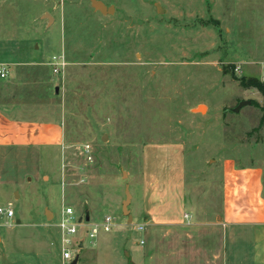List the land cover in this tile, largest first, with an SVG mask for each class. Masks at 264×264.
<instances>
[{
    "label": "rangeland",
    "instance_id": "374dc122",
    "mask_svg": "<svg viewBox=\"0 0 264 264\" xmlns=\"http://www.w3.org/2000/svg\"><path fill=\"white\" fill-rule=\"evenodd\" d=\"M101 1L115 12L0 0V109L62 128L56 150L0 149V206L15 212L0 215V264H62L63 203L116 220L77 264H167L162 250L149 260L153 226H181V241L192 214L221 220L226 163L256 169L264 195V93L241 83L264 75V0ZM238 234L232 264L264 257L251 230Z\"/></svg>",
    "mask_w": 264,
    "mask_h": 264
},
{
    "label": "crops",
    "instance_id": "0c3cea01",
    "mask_svg": "<svg viewBox=\"0 0 264 264\" xmlns=\"http://www.w3.org/2000/svg\"><path fill=\"white\" fill-rule=\"evenodd\" d=\"M49 58L46 59V65H49ZM0 66H5L9 72L5 63L0 62ZM49 67L53 70L52 66ZM61 138L62 128L59 123L19 119L0 109V149L31 150L42 147L56 150ZM224 172V206L221 220L200 225L196 215L192 214L187 222L189 230L185 231L184 235L181 234L182 240L178 241L179 239L175 240V231L181 229V226H176L179 229L167 227L170 222L163 223L164 220L160 219L152 228L154 238L149 245V251L152 252L149 255L150 262L161 260L159 252L162 250L167 264H177L179 260L196 264L236 263L238 232L245 229L251 230L253 241L255 238L257 245L262 243V249L258 250L261 251L260 256L264 255V195L261 175L256 169L236 167L231 162L225 164ZM175 220L182 223L185 221L184 216ZM252 264H264V257H258Z\"/></svg>",
    "mask_w": 264,
    "mask_h": 264
},
{
    "label": "built area",
    "instance_id": "2783aa9c",
    "mask_svg": "<svg viewBox=\"0 0 264 264\" xmlns=\"http://www.w3.org/2000/svg\"><path fill=\"white\" fill-rule=\"evenodd\" d=\"M50 63L55 73H60L65 67L62 56H54ZM8 73L5 66H0L1 78H6ZM261 82L264 84V75L261 77ZM82 154L89 162L93 161L92 150L89 144L83 146ZM0 215L13 219L15 212L11 207L3 208L0 206ZM56 226L60 232L61 262L62 264H71L77 256H75L77 248L85 247L86 241L95 243L101 233L113 231L116 226V220L111 214H105L98 219L89 216L87 220L86 215H79L72 206L63 203ZM139 230H143V227L139 226ZM144 242V240L140 241L141 244Z\"/></svg>",
    "mask_w": 264,
    "mask_h": 264
},
{
    "label": "water",
    "instance_id": "95a60500",
    "mask_svg": "<svg viewBox=\"0 0 264 264\" xmlns=\"http://www.w3.org/2000/svg\"><path fill=\"white\" fill-rule=\"evenodd\" d=\"M92 6L99 10L101 13L103 14H106V15H109V14H113L115 12V6L114 5H106L103 1L101 0H92ZM245 104H251L250 101H242L238 108L241 107L242 105H245ZM236 108V109H238ZM126 200L123 204V209H124V214H128V205H129V202H130V198H131V194L129 193V189L127 187V193H126ZM89 212H86V219L88 220L89 219ZM78 262V257L76 256L75 259L71 262V264H77Z\"/></svg>",
    "mask_w": 264,
    "mask_h": 264
},
{
    "label": "trees",
    "instance_id": "16d2710c",
    "mask_svg": "<svg viewBox=\"0 0 264 264\" xmlns=\"http://www.w3.org/2000/svg\"><path fill=\"white\" fill-rule=\"evenodd\" d=\"M241 83L245 86H254L257 87L261 92L264 93V84H262L257 78H241Z\"/></svg>",
    "mask_w": 264,
    "mask_h": 264
},
{
    "label": "bare ground",
    "instance_id": "6f19581e",
    "mask_svg": "<svg viewBox=\"0 0 264 264\" xmlns=\"http://www.w3.org/2000/svg\"><path fill=\"white\" fill-rule=\"evenodd\" d=\"M199 109H200V110H204L205 108H204L203 106H200Z\"/></svg>",
    "mask_w": 264,
    "mask_h": 264
}]
</instances>
